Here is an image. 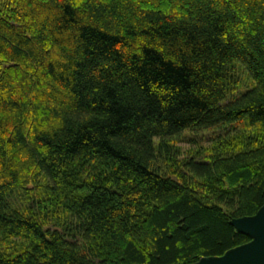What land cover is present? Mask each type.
<instances>
[{
	"label": "trees",
	"instance_id": "1",
	"mask_svg": "<svg viewBox=\"0 0 264 264\" xmlns=\"http://www.w3.org/2000/svg\"><path fill=\"white\" fill-rule=\"evenodd\" d=\"M263 204L264 0H0V264H191Z\"/></svg>",
	"mask_w": 264,
	"mask_h": 264
},
{
	"label": "water",
	"instance_id": "2",
	"mask_svg": "<svg viewBox=\"0 0 264 264\" xmlns=\"http://www.w3.org/2000/svg\"><path fill=\"white\" fill-rule=\"evenodd\" d=\"M230 224L250 239L219 256H205L191 264H264V204L252 215L232 218Z\"/></svg>",
	"mask_w": 264,
	"mask_h": 264
},
{
	"label": "rangeland",
	"instance_id": "3",
	"mask_svg": "<svg viewBox=\"0 0 264 264\" xmlns=\"http://www.w3.org/2000/svg\"><path fill=\"white\" fill-rule=\"evenodd\" d=\"M210 137L211 134L209 132H201L196 135L185 133L178 142V145L183 151L188 149L196 150L201 146H207L209 144Z\"/></svg>",
	"mask_w": 264,
	"mask_h": 264
}]
</instances>
